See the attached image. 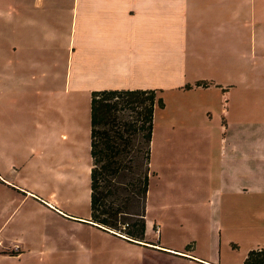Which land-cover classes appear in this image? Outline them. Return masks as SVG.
Returning <instances> with one entry per match:
<instances>
[{
  "label": "rangeland",
  "instance_id": "1",
  "mask_svg": "<svg viewBox=\"0 0 264 264\" xmlns=\"http://www.w3.org/2000/svg\"><path fill=\"white\" fill-rule=\"evenodd\" d=\"M90 1L82 0L79 16L88 12ZM115 1L120 12L133 16L144 1L155 0ZM45 2L55 7L50 14L54 20L46 26L27 30L0 22V171L36 196L3 184L0 264H189L184 259L159 260L189 259L186 255L211 264H243L252 247L264 245V90L238 89L231 97L216 90L158 93L165 106L156 110L152 162L161 170L158 179L150 167L153 195L147 198L149 208L146 204L154 230L146 245L129 243L88 221L94 90L89 93L86 83L75 87L72 75L75 68L83 73V81L93 75L94 54L90 50L72 56L78 40L75 34L73 39L68 36L71 17L60 11L72 7L74 0ZM213 19L190 17L188 33H208ZM11 32L18 35L15 41L9 39ZM29 35L35 38L26 40ZM20 46L32 49L15 55L1 50ZM225 110L235 124L223 142ZM182 124L189 130H181ZM235 172L242 175L247 192L230 191ZM190 205L202 206L203 212H191ZM160 216L166 226L162 241L182 245L192 240L190 251L183 245L179 250L184 255L152 247L163 248Z\"/></svg>",
  "mask_w": 264,
  "mask_h": 264
},
{
  "label": "crops",
  "instance_id": "2",
  "mask_svg": "<svg viewBox=\"0 0 264 264\" xmlns=\"http://www.w3.org/2000/svg\"><path fill=\"white\" fill-rule=\"evenodd\" d=\"M81 3L82 0H74L72 7L60 11L71 17L68 26H71L72 30L67 35L72 38L71 34H75L77 39L74 41H79L75 42L76 48H71L72 56L78 57L77 55L86 54L82 51L90 50H92L90 54H94L93 75L83 81L81 77L83 73L78 68L73 71L75 87H79L78 83H86L89 93L93 90H163L165 94L179 92L180 95L216 90L221 92L223 97H231V92L238 89L264 90V0H155L148 3L144 1L142 4L139 2L141 7L133 16L131 12H120L111 0H91L89 5H86L91 16L87 10L83 13L84 16H79L77 9L82 6ZM121 4L124 6V2ZM53 5L54 3H46L45 0H4L3 5L0 1V22H5L9 26L24 27L27 30L37 25L46 26L54 20L50 16L51 11H55ZM118 11L122 14L118 15ZM201 15L214 18L213 29L202 34L198 31L188 33L192 28L187 29V25L192 26L193 23L190 17L196 18ZM80 33L86 36L79 38ZM11 37L15 41L18 35L14 36L11 32L9 39ZM33 38L35 35H29L26 40L31 41ZM28 48L20 46L1 50L7 55H15L24 50L31 51L32 48ZM37 65L33 63V66ZM200 82L207 85L199 86ZM224 115H227L228 121L224 119L221 125L224 132L223 142L228 130L235 124L229 120L232 114L225 110ZM177 118L178 115L175 119ZM155 125L150 167L154 168L157 172L155 176L159 179L161 169L155 168L152 162ZM180 127H183L181 130H189L187 124ZM179 135L180 132L176 131L177 139ZM209 136L211 138V134ZM208 149L211 150L212 147L209 146ZM241 178L242 175L236 172L231 175L229 180L231 192L235 194L247 192L240 183ZM3 184L36 197L33 192L18 188L20 187L18 184L9 181L0 171V196L5 186ZM151 193L150 187L148 199H151L153 195ZM147 206L150 207L148 204ZM191 208L193 209L191 212H203L202 206L192 205ZM164 216L169 217L166 214ZM160 218L164 223L161 230L163 248L152 247L184 255L180 252L179 246L187 247L193 241L182 245L172 239L162 241L163 229H166V226L164 218L162 216ZM146 219L148 237L149 232L154 230V224L149 220V210ZM251 250H264V245L258 244ZM193 253L196 254V248ZM186 256L189 259L172 256L159 260L164 262L184 259L189 264L197 262L211 264L209 260L196 255Z\"/></svg>",
  "mask_w": 264,
  "mask_h": 264
},
{
  "label": "trees",
  "instance_id": "3",
  "mask_svg": "<svg viewBox=\"0 0 264 264\" xmlns=\"http://www.w3.org/2000/svg\"><path fill=\"white\" fill-rule=\"evenodd\" d=\"M199 86L207 85L200 82ZM187 89V88H186ZM162 90L93 91L90 98V225L129 243H146L151 143ZM190 245L186 247L190 251ZM243 264H264V250Z\"/></svg>",
  "mask_w": 264,
  "mask_h": 264
}]
</instances>
